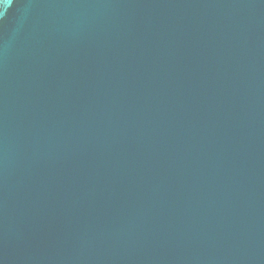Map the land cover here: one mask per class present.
Returning <instances> with one entry per match:
<instances>
[{
	"label": "water",
	"instance_id": "obj_1",
	"mask_svg": "<svg viewBox=\"0 0 264 264\" xmlns=\"http://www.w3.org/2000/svg\"><path fill=\"white\" fill-rule=\"evenodd\" d=\"M0 264H264V0H0Z\"/></svg>",
	"mask_w": 264,
	"mask_h": 264
}]
</instances>
